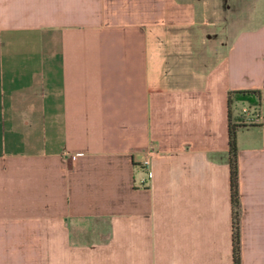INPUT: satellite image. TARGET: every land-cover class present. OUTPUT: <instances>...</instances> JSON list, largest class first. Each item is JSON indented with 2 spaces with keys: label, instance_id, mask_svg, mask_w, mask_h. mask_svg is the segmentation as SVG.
<instances>
[{
  "label": "crops",
  "instance_id": "0c3cea01",
  "mask_svg": "<svg viewBox=\"0 0 264 264\" xmlns=\"http://www.w3.org/2000/svg\"><path fill=\"white\" fill-rule=\"evenodd\" d=\"M257 3L0 0V264H232V89L259 93L237 218L264 264Z\"/></svg>",
  "mask_w": 264,
  "mask_h": 264
},
{
  "label": "trees",
  "instance_id": "16d2710c",
  "mask_svg": "<svg viewBox=\"0 0 264 264\" xmlns=\"http://www.w3.org/2000/svg\"><path fill=\"white\" fill-rule=\"evenodd\" d=\"M259 93L257 89H232L227 91V115L229 116V104L232 101L246 100L249 104L258 102ZM241 124L235 119L234 122L227 123V157L229 173V194L232 206V232H231V260L232 264H239V238H238V218H237V162L235 127Z\"/></svg>",
  "mask_w": 264,
  "mask_h": 264
},
{
  "label": "rangeland",
  "instance_id": "374dc122",
  "mask_svg": "<svg viewBox=\"0 0 264 264\" xmlns=\"http://www.w3.org/2000/svg\"><path fill=\"white\" fill-rule=\"evenodd\" d=\"M258 1V6H259V9L256 11V19H260V18H263L264 17V0H256ZM251 104L248 105V102L246 100H243V101H232L230 104H229V107H230V112L231 114L233 115V118L237 119V121H242L244 120V116L242 115V111H241V107L242 106H247V108L249 107L250 109V106Z\"/></svg>",
  "mask_w": 264,
  "mask_h": 264
},
{
  "label": "built area",
  "instance_id": "2783aa9c",
  "mask_svg": "<svg viewBox=\"0 0 264 264\" xmlns=\"http://www.w3.org/2000/svg\"><path fill=\"white\" fill-rule=\"evenodd\" d=\"M240 109L242 111V115L244 116V120H242V121L254 122V121L257 120V115L254 113L253 110H251V108L249 109V107L247 108V106H242ZM148 151L149 152L153 151V144L149 143ZM71 158H72V155H71ZM148 162L149 161H148V158L147 157H145V158H143L141 160V164L143 166H147L148 165Z\"/></svg>",
  "mask_w": 264,
  "mask_h": 264
}]
</instances>
